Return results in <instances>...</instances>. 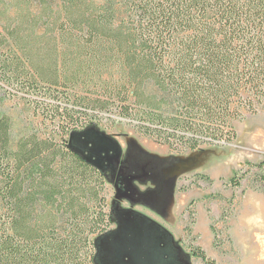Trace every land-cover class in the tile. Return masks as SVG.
<instances>
[{
  "label": "trees",
  "instance_id": "1",
  "mask_svg": "<svg viewBox=\"0 0 264 264\" xmlns=\"http://www.w3.org/2000/svg\"><path fill=\"white\" fill-rule=\"evenodd\" d=\"M22 1L0 26V102L20 95L46 130L14 143L0 112V264H97L106 179L64 138L117 114L174 150L231 143L264 106V0Z\"/></svg>",
  "mask_w": 264,
  "mask_h": 264
},
{
  "label": "rangeland",
  "instance_id": "2",
  "mask_svg": "<svg viewBox=\"0 0 264 264\" xmlns=\"http://www.w3.org/2000/svg\"><path fill=\"white\" fill-rule=\"evenodd\" d=\"M23 7L22 0H0V26ZM3 93L0 112L11 118L14 143L46 130L30 103ZM233 127L229 144L180 151L117 114L74 135L71 144L103 171L107 211L112 202L110 226L95 244L96 263L204 264L190 256V247L199 246L215 264H264V165H255L264 161V106ZM113 241L126 246L114 248ZM136 242L149 245L151 259H138Z\"/></svg>",
  "mask_w": 264,
  "mask_h": 264
},
{
  "label": "flooded vegetation",
  "instance_id": "3",
  "mask_svg": "<svg viewBox=\"0 0 264 264\" xmlns=\"http://www.w3.org/2000/svg\"><path fill=\"white\" fill-rule=\"evenodd\" d=\"M131 244V243H130ZM133 244H137L136 246H133L134 250H137L136 253L139 254V258L138 259H142V260H148V259H151L152 258V254H151V248H149V245L148 244H144V242H136V243H133ZM122 246H126L125 245H122ZM140 259V260H141Z\"/></svg>",
  "mask_w": 264,
  "mask_h": 264
},
{
  "label": "water",
  "instance_id": "4",
  "mask_svg": "<svg viewBox=\"0 0 264 264\" xmlns=\"http://www.w3.org/2000/svg\"><path fill=\"white\" fill-rule=\"evenodd\" d=\"M71 142H72V134L69 136V140H68V143H69V145L71 144ZM113 243H114V245H115V247L114 248H116L117 247V242H115V241H113ZM121 247H123L122 245H121ZM120 247V248H121ZM118 248V247H117Z\"/></svg>",
  "mask_w": 264,
  "mask_h": 264
}]
</instances>
